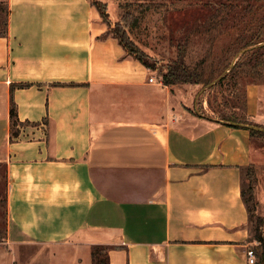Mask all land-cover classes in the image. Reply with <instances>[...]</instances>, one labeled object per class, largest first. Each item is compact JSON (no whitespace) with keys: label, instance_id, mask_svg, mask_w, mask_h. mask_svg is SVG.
Instances as JSON below:
<instances>
[{"label":"crops","instance_id":"0c3cea01","mask_svg":"<svg viewBox=\"0 0 264 264\" xmlns=\"http://www.w3.org/2000/svg\"><path fill=\"white\" fill-rule=\"evenodd\" d=\"M0 4L1 259L35 247L27 264H95L100 248L106 264H249L244 124L264 126L261 83L246 86L249 122L190 113L193 88L150 82L95 0Z\"/></svg>","mask_w":264,"mask_h":264},{"label":"rangeland","instance_id":"374dc122","mask_svg":"<svg viewBox=\"0 0 264 264\" xmlns=\"http://www.w3.org/2000/svg\"><path fill=\"white\" fill-rule=\"evenodd\" d=\"M113 4L114 16L111 18L106 12L107 7L99 4L110 34L114 35L117 28L125 31L127 40L131 41L125 48L134 55H142L153 75L164 82L163 74L171 62L181 56L190 68L202 69V77L209 81L207 83H171L189 84L193 88V95L187 100L190 113L249 122L245 90L248 83L259 82L264 97V58L258 73L230 69L243 49L250 50L244 60L253 62L264 56V0H113ZM0 8V31H4L1 4ZM214 13L219 14L218 20L211 16ZM223 16L226 19L220 24ZM253 39L263 40L245 47L244 43ZM130 47L137 48V52L131 51ZM253 129L260 133L252 134L255 160L245 174L243 191L250 211L248 247L255 251L252 264H257L264 263V240L261 242L256 238L257 235L264 237V130ZM5 234V176L0 167V264H27L35 247L17 249L16 256L9 261L1 259L5 255L2 244ZM93 249L95 264H106L103 250ZM29 264H46V258L42 255Z\"/></svg>","mask_w":264,"mask_h":264},{"label":"trees","instance_id":"16d2710c","mask_svg":"<svg viewBox=\"0 0 264 264\" xmlns=\"http://www.w3.org/2000/svg\"><path fill=\"white\" fill-rule=\"evenodd\" d=\"M102 3L99 0H95V4L98 7L99 11H100V6L99 4ZM103 4V3H102ZM104 7H106L105 4H103ZM101 12V11H100ZM211 16H216L215 19L218 20L219 19V14L218 13H214ZM226 19V16H223L221 18V20H219V23L221 24L222 21H224ZM115 34L113 35L114 37H116L119 42L127 47V45H130L131 41L127 40V36H126V32L122 31L120 29H116L115 30ZM263 39H253V40H249L247 42H245V47H248L250 45H255L256 43L260 42ZM258 48V47H257ZM259 48H261V46H259ZM256 49V48H255ZM131 51L137 52V48H131ZM258 50V49H256ZM250 50H245L244 52H242L240 54V56L238 57L237 61L235 62V64L233 65V67H231L230 71H239L242 73H258L260 71V66H262V58H264V56H259L258 58L255 59V61H250V60H244V58L248 57ZM135 57H137L138 59H140L145 65L149 66L147 63V60H145V58L142 55H138L136 54ZM184 57L181 56L179 59L174 60L173 62H171V64L168 67V70L163 74V79H164V83L166 84H171V83H176V82H180V83H207L209 82L208 80H205L202 77V69L198 70V68H190L184 61L183 59ZM224 77V76H223ZM246 103V101H245ZM16 108H15V103L14 101H12L11 103V118H12V123L13 126L17 124V118H16ZM14 130V129H13ZM251 131V135L254 133H260V131H257L253 128L250 129ZM16 130H14L13 134H16ZM243 196H244V191H243ZM246 200V199H245ZM256 238L259 241H263L264 237L261 235H257ZM257 264H264L262 262L257 263Z\"/></svg>","mask_w":264,"mask_h":264},{"label":"built area","instance_id":"2783aa9c","mask_svg":"<svg viewBox=\"0 0 264 264\" xmlns=\"http://www.w3.org/2000/svg\"><path fill=\"white\" fill-rule=\"evenodd\" d=\"M148 80L150 82H156L157 81L155 75H153V74L149 76ZM245 255H246V258H247V261H248L249 264H252V263L255 262V251H254L253 248L248 247L246 249Z\"/></svg>","mask_w":264,"mask_h":264},{"label":"water","instance_id":"95a60500","mask_svg":"<svg viewBox=\"0 0 264 264\" xmlns=\"http://www.w3.org/2000/svg\"><path fill=\"white\" fill-rule=\"evenodd\" d=\"M244 51H245V49L241 50V53L244 52ZM234 62H235V59L233 60V63ZM244 125H246V126H248L250 128H256V129H263L264 130L263 127H259V126H256V125H252V124H244Z\"/></svg>","mask_w":264,"mask_h":264}]
</instances>
